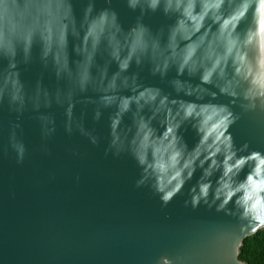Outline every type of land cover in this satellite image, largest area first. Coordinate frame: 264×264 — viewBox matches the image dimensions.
Instances as JSON below:
<instances>
[{"label": "clouds", "instance_id": "9594fccd", "mask_svg": "<svg viewBox=\"0 0 264 264\" xmlns=\"http://www.w3.org/2000/svg\"><path fill=\"white\" fill-rule=\"evenodd\" d=\"M77 3L82 5L79 16ZM105 3L109 7L97 9V0H0V64L11 74L28 70L37 59L47 68L51 58L59 69L58 79L66 81L73 99L89 88L99 92V101L92 102L93 119L97 122L105 106L118 105L117 113L109 117L112 132L105 155L111 152L116 157L130 156L140 169L135 187L149 188L162 207L181 194L185 183L200 167L202 177L189 190L190 199H185L184 205L193 209L201 204L215 207L217 212L236 220L231 241V260L236 264L235 252L243 239L264 228V150L254 149L248 142L238 145L229 131L240 118L235 111L237 107L242 112H264V0H124L129 10L137 13L135 26L125 34L131 38L127 44L118 24L119 13L110 7L112 0ZM157 13L169 23L156 30L158 43H155L145 18ZM206 24L217 29L215 49L204 56L203 62L210 61L207 68L197 69L201 61L195 45L176 55L167 43L200 32ZM70 37L80 41L73 47L80 57L75 62L66 58ZM117 40L119 45H115ZM85 49L89 51L86 53ZM254 57H258L255 68L247 71V81L237 89L239 95L234 104H170L164 89L142 85L139 71L132 70L146 68L153 78L167 81L172 91L193 95L194 86L184 87V81L178 77L185 73L199 75L207 85L223 61H227L224 71L231 64L232 74L239 75ZM113 61L118 72L110 75ZM173 68L177 79H169ZM9 83L13 91L6 97L0 95V104L15 119L9 121L7 143L0 145V152L11 149L17 164H22L27 153L20 123L22 101L11 79ZM253 85H258V94L250 92ZM132 89L136 90L132 97L119 95ZM23 102L27 103V97ZM129 112L133 115L132 127L120 134L122 117ZM157 117L160 118L157 122L163 124L162 132L154 126ZM73 124L84 135L82 121L66 123V131L71 133ZM186 125L200 137L192 150L183 139ZM54 131L45 128L43 135L47 138ZM86 138L94 146L103 142L98 135ZM208 161L211 163L204 168ZM217 170L221 171V178L214 186L211 178ZM252 181L259 183L258 190H254ZM257 200L259 206L254 208ZM155 264H176V261L162 256Z\"/></svg>", "mask_w": 264, "mask_h": 264}, {"label": "water", "instance_id": "95a60500", "mask_svg": "<svg viewBox=\"0 0 264 264\" xmlns=\"http://www.w3.org/2000/svg\"><path fill=\"white\" fill-rule=\"evenodd\" d=\"M104 7H109L105 0H97V9ZM110 7L119 13L122 39L130 43V36L125 34L135 26L137 13L131 12L124 0H112ZM81 8L77 3L78 16ZM145 23L158 43L156 30L169 21L157 13L147 16ZM216 32L213 24H206L200 32L189 33L167 46L175 49L174 54L182 55L195 45L201 61L197 69L207 68L210 61L203 62L204 56L213 53ZM79 43L70 37L66 53L70 61L80 59L73 51ZM119 43L115 41V45ZM257 60L258 57L251 59L239 75L232 74L231 64L224 71L227 61H223L207 85L199 75L185 73L178 77L184 81V87L194 86L193 95L172 91L167 81L153 78L146 68L132 70L139 71L142 85L164 89L170 104H234L239 95L237 89L247 81V71L255 68ZM117 72L118 65L113 61L109 74ZM58 76L59 69L51 58L47 68L37 59L28 70L11 74L0 64V95L6 97L13 91L11 79L22 101L20 123L27 145L22 164H17L11 149L0 152V264H155L162 256L175 259L176 264H232L231 241L236 220L217 212L215 207L201 204L193 209L184 205L203 170L198 167L181 194L162 207L149 188L135 187L140 169L130 156L116 157L111 152L105 155L112 132L109 117L117 113L118 105L105 106L97 122L93 119L92 102L99 101V92L89 88L73 99L71 88ZM168 76L177 79L175 68ZM59 88L64 91H57ZM257 88L258 85H253L250 92L258 94ZM135 92L124 90L119 95L132 97ZM24 97L27 103L23 102ZM132 107L135 111V105ZM148 111L146 108L145 112ZM235 111L240 118L229 131L236 143L248 142L252 148L264 150V112H242L238 107ZM14 119L15 115L0 104V145L7 143L8 124ZM159 119L153 123L162 132L164 127L157 122ZM50 120L53 123H48ZM73 121H82L84 135L75 124L71 133L66 131V123ZM132 124L133 115L129 112L122 117L120 134ZM185 127L183 139L190 150L195 149L200 137L190 125ZM45 128L55 131L45 138ZM87 135H98L103 142L94 146ZM210 163H205L204 168ZM220 178L221 171L217 170L211 178L214 186ZM252 184L254 190L259 189L258 182ZM258 206L257 200L253 207ZM255 233L246 236L236 249V264H247L239 259V249Z\"/></svg>", "mask_w": 264, "mask_h": 264}, {"label": "trees", "instance_id": "16d2710c", "mask_svg": "<svg viewBox=\"0 0 264 264\" xmlns=\"http://www.w3.org/2000/svg\"><path fill=\"white\" fill-rule=\"evenodd\" d=\"M239 259L247 264H264V228L244 240Z\"/></svg>", "mask_w": 264, "mask_h": 264}]
</instances>
